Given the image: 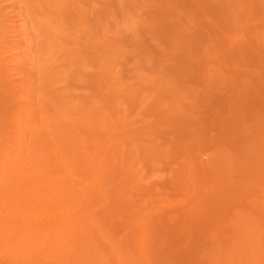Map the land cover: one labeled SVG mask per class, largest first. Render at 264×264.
<instances>
[{
	"label": "rangeland",
	"instance_id": "374dc122",
	"mask_svg": "<svg viewBox=\"0 0 264 264\" xmlns=\"http://www.w3.org/2000/svg\"><path fill=\"white\" fill-rule=\"evenodd\" d=\"M6 1L0 0V153L6 151L7 142L13 139L12 134L17 130L16 124H19L25 139L27 134H52L50 155L58 154L63 160L68 158L69 166L71 161L74 162L75 167L70 166L69 171L71 167L75 169L79 166L80 169L82 161L71 154L75 145L92 141L94 133L99 130L101 113L112 114L115 124L119 125L99 134L101 145H104L103 153L108 155L109 152L110 158L108 182L104 187L108 205L99 199L96 189L92 213H96L97 217L107 214L105 222L115 231H118L115 228L133 221L132 218H138L135 215L137 211H130V206L138 207V212L145 208V213L150 215L155 212L163 214L153 219L152 253H157L160 259L168 258L171 264H213L208 256L200 258V254L211 251L213 245L217 246L221 241L220 235L228 233L229 227L221 228L223 216L220 197L217 200L211 198L214 191L210 185L202 182L201 189L194 190L192 182L180 183L185 177L180 160L181 149L191 141V149L196 154L194 161L198 166L205 167H210V154L206 149L213 145L225 150L235 149L239 156L244 154L245 148L253 145L259 148L261 156L258 159L264 160V77H260L264 68L259 66L252 48L242 39L234 38L233 48L230 46L232 42H225L232 41L231 35L237 33L241 25L253 22L251 11L245 14L246 5L240 1L238 9H229L236 0H203L198 6L205 18L194 23L190 31L181 25L180 17L186 15L183 8L188 0H164L163 3L153 2L150 5L140 3V0H86L96 7L94 10H87L86 6H80V2L55 9L48 5L52 0H33L27 7L23 0ZM17 1H22V13L29 25L23 28L22 20L17 18V26H21V29L16 31L22 30L19 40L25 41V44H19L18 33L10 30L14 26L9 24V20L16 19L13 17L21 12L19 5L13 6ZM256 6L258 10H264L261 0ZM112 7H116L112 12L114 19L109 16L104 21L110 32L106 34L107 38L116 35L118 21L124 27L131 19L137 22L141 19L146 28L150 23L151 26L160 25L162 37H181L179 50L187 54L190 46L189 51L193 56L199 53L203 45L208 42L216 44V39L220 38L225 42L221 45L226 50L221 61L226 62L225 71L213 75L212 81L205 78L206 82L203 75H192L199 82L192 83L190 79L191 89L199 95H196L192 106L183 100L181 108L174 109L170 97L167 98L168 94L158 88H161L160 85L151 82L162 80L164 74L140 66L134 56H125L124 52L118 58L122 63L117 65V60L116 65L108 70L102 69L98 57H105L106 47H102L103 42L99 39L94 44L103 50L99 55L90 52L86 43V35L90 32L85 29L84 32V15L79 10L83 8L84 14L87 11L86 17L92 28L98 19H103L99 16L105 11L109 12ZM241 9L237 15L236 11ZM225 10L232 13L226 14ZM228 18L230 25L226 23ZM100 34L97 36L94 31L93 39L101 37ZM123 38L131 41V34L126 32ZM8 41L12 42V49H7ZM153 44L157 45V42ZM141 46L132 44V48L129 45L126 51L131 53ZM30 56L38 60L33 66ZM54 56L59 58V67H53L56 64L51 61ZM4 58L16 59L22 75L5 70ZM199 63L191 65L197 66ZM86 64L90 67H86ZM45 65L51 67L45 71L49 79L39 80L36 73ZM14 74L16 76L12 77ZM129 84H136L133 87L137 90L135 95L127 91ZM189 91L190 88L185 90L188 94ZM163 103L166 105L162 107ZM113 140H116L115 145H112ZM31 145L34 150L42 146L35 142ZM127 145L133 146L129 155L125 154ZM114 152L117 158H114ZM48 163L44 157L41 172L50 178L52 167ZM131 173L134 180L140 181L141 189L152 192L148 197L132 193V185L127 180ZM82 177L84 180L89 175ZM261 177L260 181L264 184V174ZM83 186L75 190L80 192ZM89 195V192H83L78 197H85V202H77L79 206L74 208L75 212L86 211L82 207L87 205ZM260 195L264 196V189ZM197 196L206 204L200 209ZM61 201L66 202L64 198ZM24 204L31 215L37 214L40 209L35 207L32 200L24 201ZM189 204V210L192 213L195 211V214L185 216L186 210L183 214L181 210ZM158 207L163 209L156 211ZM55 231L57 226L51 227L44 232L42 239Z\"/></svg>",
	"mask_w": 264,
	"mask_h": 264
},
{
	"label": "bare ground",
	"instance_id": "6f19581e",
	"mask_svg": "<svg viewBox=\"0 0 264 264\" xmlns=\"http://www.w3.org/2000/svg\"><path fill=\"white\" fill-rule=\"evenodd\" d=\"M163 1L140 0V3L150 5L153 2L163 3ZM201 1L203 0H188L184 6L183 11L186 15L180 17L182 18L181 25L185 29L191 31L194 23L203 21L205 18L200 13L201 9L198 6ZM238 1L246 5L245 14L251 11L253 22L246 26L241 25L240 30L231 35L232 41L225 42H232L230 46L233 48L234 38L242 39L252 48L254 59L260 64L259 66L264 68V10L257 9L256 3L260 0H236L235 5L230 4L229 9H238L240 3ZM24 2L27 7L33 0H23ZM76 2H80V6H86L87 10L96 8L86 0H52L51 3L48 2V5L56 9ZM261 3L264 6V0H261ZM21 4L22 1H17L13 5H19L18 7L21 9L20 14L13 18L22 20L23 28L26 29L29 25L22 13L24 7ZM115 8L112 7L108 10L109 12L102 13L99 17L103 19H98L92 28H90L86 17L87 11L84 14L83 8L79 10L84 15L83 30L90 32L86 35V43L89 45L90 52L99 55L103 50L94 44L99 39L100 42H103L102 47H106L105 57H98L102 69L108 70L109 67L122 63V60H118V58L124 52L125 56H134L139 60L140 66L143 65L158 74H164L165 77L162 80L158 82L152 80L151 82L160 85L161 88H158L168 94L167 98L170 97L169 101L174 109L181 108L184 104L183 100L188 101L192 106L196 95H199L191 89L190 79L192 83L199 82V79L194 76L192 78V75L197 74L200 77L203 75L206 82V79L212 81L213 75L222 74V71H225L223 69L226 62H221L224 53L226 54V50L222 47L225 42L220 38L216 39V44L208 42L203 45L199 53L193 56L189 51L190 46L186 51L187 54L179 50L181 37L178 39L162 37L160 25L156 27V25L151 26L152 23H150L146 28L141 19L138 22L131 19L124 27L121 26L122 22L118 21L116 35L107 38L106 34L108 35L110 32L107 31L104 21L109 16L110 19H114L112 12ZM76 9L78 10V7ZM241 11L242 9L236 11V14L238 15ZM108 13L110 14L108 15ZM225 13L231 14L232 12L225 10ZM16 19L9 20V24L14 26L10 28L11 31L21 29V26H17L19 19L17 21ZM226 23L230 25V18L226 20ZM97 26L100 31L98 28L96 29ZM94 31L97 36L101 32L103 33L100 34L101 37L93 39ZM21 32L22 30L17 32V41L19 44H25V41L19 40ZM126 32L131 34V41L124 40L123 36ZM142 40L145 42L141 43ZM154 41L157 42V45L153 44ZM132 44L134 46L139 44L141 48L137 47L129 53L130 51H126V48L129 45L132 48ZM6 46L7 49H12V42L8 41ZM30 57L33 66L37 59ZM51 61L56 63L53 67H59V58L54 56ZM198 61L200 63L197 66L191 65ZM2 62L8 72L22 75L20 66H18L19 62L16 63V59L4 58ZM86 67H90V65L86 64ZM42 68L36 73L39 75V80L49 79L46 77L45 71L51 67L45 65ZM15 76L16 74L12 75V77ZM260 77H264V69H261ZM136 78L145 81L140 76H136ZM32 81L34 82V80ZM135 85H127V91L132 95H135L137 91L133 89ZM138 86L141 87V85ZM189 88L188 94L185 90ZM183 96L188 98H182ZM165 105L166 103H163L162 107ZM167 105H169L168 101ZM114 118L112 114L101 113L98 121L100 122L99 130L94 133L93 140L89 143L83 142L75 145L71 154L78 156L76 160H81L83 165L80 169L79 166L74 169L72 167H75L73 166L75 164L71 161V171H69L68 158L63 160L64 158L58 154L50 155L49 143L52 134H27L25 139L24 134H21V128L18 127L19 124H16L17 130L12 134L13 139L7 142L6 151L0 153V264H171L168 258L160 259L157 253H152L153 219L163 214L155 212L150 215L148 212L145 213L147 210L145 208L138 212V207L130 206L129 210L137 211L135 215L138 218H132L133 221L131 220L124 227L115 228L118 230L115 231L105 222L107 214L97 217L96 213H92V207L96 201L94 199L96 189L99 199L104 201V205H108L104 187L109 175L110 158L109 152L108 155L106 152L103 153L104 145H101L99 134L109 132L119 125L115 124ZM22 129L24 128L22 127ZM34 142L40 143L42 146L38 150L37 148L34 150L31 148V144ZM115 144L116 140H113L112 145ZM191 144V141L186 142L181 149L180 160L183 162L185 170H182V173L185 177L180 183L192 182L194 190L201 189L202 182L210 185L214 191L211 198L217 200L220 197L219 203L223 216L221 228L229 227L227 228L229 229L228 233H225L224 236L220 235V243L217 246L213 245L211 251L201 252L199 250L200 258L208 256L213 264H264V196L260 195V191L264 189V184L260 181L261 174H264V169L261 170L264 168V165L262 166L264 160L258 159V156H261L259 148L256 149L253 145L248 146L245 148L244 154L239 156L235 149L225 150V148L213 145L206 149L210 154L208 158L210 167H205L198 166L194 161L196 154H193ZM112 147L114 148V146ZM121 147L119 146V148ZM132 149L133 146L127 145L125 154L129 155ZM44 157L52 167L50 178L41 172ZM262 157L264 158V152ZM114 158H117L116 152H114ZM86 175L89 177L83 180L82 176ZM127 180L132 185L133 194L148 197L152 193L150 190L141 189L140 181L134 180L132 173L130 176L128 175ZM143 181L144 179H141V182ZM78 183L81 185L79 186ZM40 184L43 185L40 186ZM81 186L83 188L80 194L75 189ZM83 192L90 193L87 205L82 207L86 211L77 213L74 211V208L79 206L77 202H85L83 196L78 199L83 195ZM252 193L253 195H251ZM63 198L66 200L64 203L61 201ZM199 199L197 196L200 209L206 204L205 201L201 202ZM29 200L34 201L35 207L40 208L35 215H31L30 210L24 204V201ZM73 202H75L73 205L66 204ZM206 203L208 204V200ZM209 205L212 206L211 203ZM189 206L190 204L181 210L182 214L186 210L185 216L188 213L195 214V211L192 213L191 209L189 210ZM162 209V207H158L156 211L160 212ZM56 226L55 233L46 235L42 239L44 232Z\"/></svg>",
	"mask_w": 264,
	"mask_h": 264
}]
</instances>
